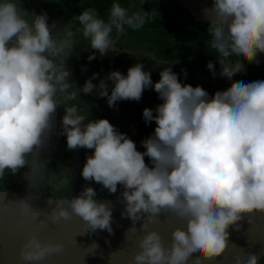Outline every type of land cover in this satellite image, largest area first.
I'll use <instances>...</instances> for the list:
<instances>
[{
    "label": "clouds",
    "instance_id": "obj_1",
    "mask_svg": "<svg viewBox=\"0 0 264 264\" xmlns=\"http://www.w3.org/2000/svg\"><path fill=\"white\" fill-rule=\"evenodd\" d=\"M26 15L15 0H0V178L6 169L15 174L27 166L29 155L40 154L62 100L95 91L115 107L122 100L138 102L152 88L161 103L155 114L149 107L142 110L146 124L155 122L153 133L141 141L143 151L106 118L85 123L76 105L64 107L60 121L66 146L91 150L80 175L111 194L119 186L122 216L143 220L141 228L161 214L180 221L169 245L157 231L144 232L132 257L135 264H204L220 257L228 246V229L239 231L244 214L264 213V80L233 81L209 96L200 85L182 83L171 67L159 71L153 82L144 63L136 62L126 74L112 70L94 84L93 73L78 86L67 66L72 32L54 35L56 22L49 23L47 13H34L31 22ZM204 16L222 77L232 81L245 71V63L232 61L233 56L259 63L264 54V0H212ZM148 18V11L129 15L115 2L107 22L96 9H84L75 19L94 50L87 59L113 48V30L118 38L125 25L139 29ZM207 68L216 75L212 61ZM96 196L89 183L71 200L50 198L48 203L56 201L50 219L75 214L92 231L111 233L112 204ZM61 248L59 242H41L33 234L19 254L37 262ZM233 260L257 264L258 257L241 253Z\"/></svg>",
    "mask_w": 264,
    "mask_h": 264
},
{
    "label": "trees",
    "instance_id": "obj_2",
    "mask_svg": "<svg viewBox=\"0 0 264 264\" xmlns=\"http://www.w3.org/2000/svg\"><path fill=\"white\" fill-rule=\"evenodd\" d=\"M114 1L116 0H89V2L87 0H15L18 7L27 14L26 19L32 20L34 13L44 12L47 13L49 23L55 21L56 25L66 27L72 32L73 48L67 66L71 72L70 79L78 86L93 73H97V78L92 81L94 84H98L99 79L105 78L112 70L126 74L128 67L136 62L144 63L145 70L151 73L153 82L159 79V71L171 67L182 83L200 85L209 96L225 88L214 89L206 86L203 80L196 79L193 71L217 77L218 81L221 83L226 81L227 84L233 81L247 83L264 80V54L258 57V64L247 63L243 58L231 57L232 61L239 59L245 63V71L233 77L232 81L222 77L219 74L220 65L217 58L219 53L210 45L211 34L207 31L208 23L195 20L191 13L175 0H145L143 6L136 11L149 12L150 18L143 27L134 30L125 25V32L118 38L113 30L111 33L114 40L113 48L105 56L96 53V58L89 61L87 57L94 50L90 48L89 40L84 38L82 26L75 17L84 9L91 7L96 9L99 17L107 22ZM127 11L129 15L135 13L131 8ZM208 61H212L215 66V76L207 68ZM106 82L111 85V81ZM159 103L161 100L152 88L145 89L138 102L122 100L118 101L115 107H109L106 98L97 95L95 91L91 95L80 92L76 100H62L55 115L58 139L53 137L52 131L50 132V140L57 142L53 148L57 154L55 159L58 160L52 158L54 155H44L43 162L28 156L27 166L19 169L15 174L5 170L4 177L0 178V190L67 198L76 196L86 184L91 183L97 191L96 198L119 197L122 190L119 186L117 193L111 194L106 189H102L101 185L85 181L80 175L85 157L91 154V150L67 148L60 123L63 109L76 105L80 114L86 117L85 123L96 118L108 119L118 131L125 133L136 143L138 150L143 151L141 141L153 133L155 122L146 124L142 110L149 107L155 114V106ZM145 162L151 166L147 157ZM257 264H264V255L257 260Z\"/></svg>",
    "mask_w": 264,
    "mask_h": 264
},
{
    "label": "water",
    "instance_id": "obj_3",
    "mask_svg": "<svg viewBox=\"0 0 264 264\" xmlns=\"http://www.w3.org/2000/svg\"><path fill=\"white\" fill-rule=\"evenodd\" d=\"M186 8L199 22H207L204 9L210 8L212 0H175ZM73 197H51L0 190V264H135L132 257L139 250L138 241L148 230L157 231L165 245L170 244L171 231L180 221L161 214L152 223L141 228L143 220L133 222L124 212L119 197L96 198L112 204V232L92 231L79 216L71 214L68 219L53 222L49 214L56 201ZM67 207V205H65ZM248 221H251L248 223ZM240 230L228 229L229 242L225 252L204 264H234L237 254L252 253L258 259L264 255V213L244 214L238 222ZM35 234L41 242H59V252L46 255L37 262L23 260L19 249L28 236ZM195 258V257H194Z\"/></svg>",
    "mask_w": 264,
    "mask_h": 264
},
{
    "label": "rangeland",
    "instance_id": "obj_4",
    "mask_svg": "<svg viewBox=\"0 0 264 264\" xmlns=\"http://www.w3.org/2000/svg\"><path fill=\"white\" fill-rule=\"evenodd\" d=\"M89 2V0H87ZM126 1V2H125ZM115 3H119L121 5V7L128 9L131 8V10H133L134 12L138 11L143 4L145 3V0H116L114 1ZM104 4V3H103ZM29 22H31V20L27 19ZM65 31H69L66 27H60L59 25H56V29L54 30V35H56L57 33H64ZM194 72V76L196 77L197 80H203L206 84V86H210L211 88H218V87H223V88H227L230 86V84H227V82H222L218 81L217 77H212L209 75H203L201 74L199 71H193ZM217 78V80H216ZM225 78V77H224ZM56 124L54 129L52 130V134L53 137L55 139H58L57 137V133H56ZM51 141L50 145L47 146H43L42 149L40 150V154L37 155H29L30 157L37 159L41 162L44 161V155L45 156H52L53 159H55V157L57 156L56 151L54 150V146L57 145V142ZM54 145V146H53ZM55 160H58V158H56ZM52 177L49 178V180H51Z\"/></svg>",
    "mask_w": 264,
    "mask_h": 264
},
{
    "label": "flooded vegetation",
    "instance_id": "obj_5",
    "mask_svg": "<svg viewBox=\"0 0 264 264\" xmlns=\"http://www.w3.org/2000/svg\"><path fill=\"white\" fill-rule=\"evenodd\" d=\"M50 144H51V140H50V134H49V137H48V139L46 140V143H45L44 146H47V145H50Z\"/></svg>",
    "mask_w": 264,
    "mask_h": 264
}]
</instances>
